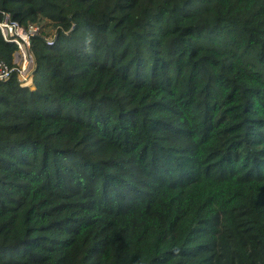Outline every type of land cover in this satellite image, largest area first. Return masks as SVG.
<instances>
[{"label":"trees","instance_id":"trees-1","mask_svg":"<svg viewBox=\"0 0 264 264\" xmlns=\"http://www.w3.org/2000/svg\"><path fill=\"white\" fill-rule=\"evenodd\" d=\"M6 17L55 34L31 87L0 83V264H264V0Z\"/></svg>","mask_w":264,"mask_h":264},{"label":"built area","instance_id":"built-area-1","mask_svg":"<svg viewBox=\"0 0 264 264\" xmlns=\"http://www.w3.org/2000/svg\"><path fill=\"white\" fill-rule=\"evenodd\" d=\"M38 33V26L29 25L27 28H23L14 22H10L8 17L0 23L2 39L17 47L11 63L0 59V83L8 82L15 75L21 87H28L31 84L34 58L30 51V45L31 38ZM52 39V37H47L45 40L50 44Z\"/></svg>","mask_w":264,"mask_h":264},{"label":"rangeland","instance_id":"rangeland-1","mask_svg":"<svg viewBox=\"0 0 264 264\" xmlns=\"http://www.w3.org/2000/svg\"><path fill=\"white\" fill-rule=\"evenodd\" d=\"M37 26L40 28L38 35L41 34V36H45V34H49V37H52L55 34L54 29L50 26H47L46 23L42 22L40 25H37ZM31 85H32V82H31V84H29L28 87H31Z\"/></svg>","mask_w":264,"mask_h":264}]
</instances>
